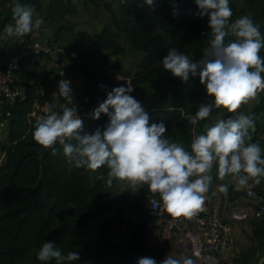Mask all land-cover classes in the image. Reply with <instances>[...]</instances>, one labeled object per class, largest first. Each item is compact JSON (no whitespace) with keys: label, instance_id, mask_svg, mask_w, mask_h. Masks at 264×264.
<instances>
[{"label":"clouds","instance_id":"clouds-1","mask_svg":"<svg viewBox=\"0 0 264 264\" xmlns=\"http://www.w3.org/2000/svg\"><path fill=\"white\" fill-rule=\"evenodd\" d=\"M154 3L155 0H143L149 8ZM194 4L200 17H208L210 29L202 55L192 59L173 47L160 61L184 84L190 77L192 81L199 78L211 97L209 103L201 104L194 115L187 117L194 126L190 145L186 147L167 137L163 120L150 123L145 107L132 95L134 86L130 80L107 91L106 98L91 113L94 120L106 115L107 122L103 128L88 131L78 114L72 83L62 78L53 96L62 98L63 105L52 106L31 130L42 150L51 148L55 155V145H60L64 157L76 168L94 171L106 167L109 186L114 179L127 181L133 187L146 184L158 195L163 209L176 218H192L203 211L214 168L220 180L228 177L237 188L259 184L264 178V146L252 138L254 116L237 111L249 98L264 91V32L251 13L233 19L230 0H194ZM33 5L14 0V23L4 29L8 36L23 37L40 28L44 19L34 16ZM214 110L220 111L212 115ZM202 121L207 122L203 131L197 133L195 126ZM217 191L226 195L229 183L218 184ZM36 259L42 264H75L80 256L78 251L62 253L54 241L47 240L41 244ZM136 264L196 261L192 256L171 252L159 262L145 256L138 258Z\"/></svg>","mask_w":264,"mask_h":264},{"label":"trees","instance_id":"trees-1","mask_svg":"<svg viewBox=\"0 0 264 264\" xmlns=\"http://www.w3.org/2000/svg\"><path fill=\"white\" fill-rule=\"evenodd\" d=\"M116 1L120 15H113L110 24L98 34L97 48L112 55L125 56L127 48L120 44L123 39L131 50L144 56L139 64L140 71L131 79L134 91L141 87L151 90L160 84L161 101L173 102L172 111L153 109L149 115L150 123L163 120L167 137L190 144L194 126L188 123L187 117L195 114L207 93L201 89L199 78L192 81L190 77V81L184 84L166 71L160 61L173 47L192 59H198L210 36L208 17L197 14L194 0H155L161 15L157 23L164 30V34H160L154 30L150 17L140 11L132 12L129 0ZM234 1L245 4L240 14L251 13L252 17L264 18V0ZM74 13L70 0L50 1L45 9V20L55 26L54 41H63L62 33L72 30L65 27L64 22ZM2 23L0 15V26ZM68 51L76 56L87 77L82 101L91 113L106 98L107 91L126 85V79L115 82L108 73L94 70L97 50L74 40ZM23 76L28 82L37 81L32 73L23 71ZM33 103L30 94L26 100L7 109L10 111L9 140L0 145V152L6 154V163L0 167V264H42L36 255L47 240L54 241L62 253L78 251L80 261L75 264H87L94 256L85 239L96 230L102 215L111 209L112 189L117 180L114 179L110 186L106 184V167L94 171L76 168L64 157L58 144L55 145L58 149L55 155L51 148L42 155V146L31 135L36 122L29 118ZM253 116H259L264 122V95L253 110ZM107 119L103 114L98 120L86 119L84 127L88 131L103 128ZM261 134L264 135V128L257 127L252 138L264 146ZM148 191L145 185L136 196L139 198ZM251 226L257 248L264 254V221L252 220ZM134 250L132 246L116 248L112 264H136L143 256ZM254 253L252 249L240 260L246 262Z\"/></svg>","mask_w":264,"mask_h":264},{"label":"crops","instance_id":"crops-1","mask_svg":"<svg viewBox=\"0 0 264 264\" xmlns=\"http://www.w3.org/2000/svg\"><path fill=\"white\" fill-rule=\"evenodd\" d=\"M50 1L51 0H41L40 9H37L33 5L34 16L43 17L44 23L39 29H35L30 34L23 37H10L4 31L6 25L14 23L12 19L6 22V18L12 14L11 8L14 0L1 1L4 4V9L2 10L3 7L0 8L1 20L3 21L0 26V59L8 52L19 55L22 58V70L27 73H32L37 78L36 82L29 81L30 86L32 88L43 87L50 99L53 98V93L58 91V82L62 78L69 79L74 90L78 114L82 117L85 126V120L91 119V112L82 101L87 77L81 64L76 61V56L69 53V45L76 40L86 48L97 50L98 56L93 66L94 70L108 73L115 82L123 79L131 81L140 71L139 64L144 59V56L131 50L123 39L120 44L127 48L125 56L112 55L109 51L97 48L96 41L98 34L110 24L113 15H120V6L116 0H70L75 8V13L67 17L64 26L71 27L72 30L64 31L63 41L61 42L54 41L55 26L50 25L45 20V9ZM141 1L142 0H136L138 6L145 8L144 5H141ZM131 10L132 12L140 11L141 14L145 15V12L135 10L132 6ZM159 18H161V15ZM154 30L157 33L164 34V30L160 24L155 25ZM36 43L49 48L50 53L35 55L32 49ZM118 65L120 67L119 71L117 70ZM132 95L141 102L149 115L153 109H161L164 111L173 110L172 101L155 105L152 101L153 99L150 95L149 87H141L133 91ZM252 98L254 102L247 101L243 103L237 111L253 114V110L259 104L260 98ZM210 101L211 97L206 96L201 104H207V102L209 103ZM62 102L64 103V101ZM217 111L220 110L213 111L212 115H215ZM226 114L233 115L232 113ZM254 119L255 129L257 127L264 128V122L259 116L254 117ZM1 122L0 110V124ZM206 122L207 121H202L201 125L196 127L198 133L203 131ZM9 128L8 123L4 127L0 126V145L8 143ZM261 137L264 138V135L261 134ZM5 163L6 154L0 152V167ZM213 177L214 179L210 191L207 194L209 198L205 201L202 211L205 213H209L214 209L221 210L224 202L228 200L227 196L224 197V202L221 200L219 195L222 193L217 191L218 184L229 183V191L226 195H231V197L245 190V187L237 188L228 177L224 180H220L216 176L215 168L213 169ZM145 185L146 184L133 187L127 181L117 180L115 182L112 189L113 203L110 211L117 210V216L120 219L117 223L110 224L109 227L112 231L109 230L104 233V236L101 237L97 246L92 250L93 256L97 259V261L92 264H107V260L113 263L116 248L124 246H132L135 249L134 253L142 255L143 257H153L157 262L164 259L165 256L171 252L178 256L174 243L165 242L160 238L159 221L150 211L151 201L153 199L159 200L158 195L152 193L149 189L148 192L141 194L139 198L136 196L138 191ZM256 185L257 187L260 186L261 191H264V179H261L260 183ZM213 191H216V195H212ZM108 213L109 212H106L104 216L101 217L98 223L99 226L102 222L106 221V219L103 218L108 216ZM240 225L239 223H234L232 225L233 238L230 249L224 257V262L230 263L231 260L233 261L241 257L242 253H248L252 247H257L254 236L247 237L243 235ZM247 242L249 246L244 248V244ZM102 258L104 260H101ZM196 264H198L197 261ZM248 264H264V254L259 250L255 251Z\"/></svg>","mask_w":264,"mask_h":264},{"label":"built area","instance_id":"built-area-1","mask_svg":"<svg viewBox=\"0 0 264 264\" xmlns=\"http://www.w3.org/2000/svg\"><path fill=\"white\" fill-rule=\"evenodd\" d=\"M35 55L49 54L50 49L36 43L32 49ZM34 99L33 109L29 114L31 120L37 121L48 114L51 108L50 97L43 87L32 88L23 76L22 58L10 52L0 59V110L2 111L1 127L9 120L7 110L17 102L26 100L29 95ZM260 96L264 91H259ZM63 101L59 96L54 97ZM251 183V182H250ZM257 185L245 187L250 205L232 207L225 201L221 210L209 213L198 212L192 218L172 217L158 202L153 199L150 205L152 215L159 221L160 238L174 243L176 253L192 256L198 264H222L230 249L234 223H248L251 220L264 221V191L257 193Z\"/></svg>","mask_w":264,"mask_h":264},{"label":"rangeland","instance_id":"rangeland-1","mask_svg":"<svg viewBox=\"0 0 264 264\" xmlns=\"http://www.w3.org/2000/svg\"><path fill=\"white\" fill-rule=\"evenodd\" d=\"M141 2H142L141 5H144L143 4V0ZM130 5L135 10H141L142 12H145V15H147L148 17H150V19H152V22H153L154 26L155 25H158L157 20L160 19L159 18L160 17V11L158 10V8H157V6L155 4H154V6L152 8H149L146 5H144L145 8H142V7L138 6V3L136 2V0H131L130 1ZM0 6H1L0 8L3 7L2 8V10H3L4 9V4H3V2H1V0H0ZM230 7L232 8V11H233V19H234V18H237V17L243 15V14H240V12L245 7V4L243 2H241V1L231 0ZM252 19L259 26L260 30L262 32H264V18L252 17ZM62 36L64 37V32L62 33ZM261 54L264 55V50L261 51ZM159 86H160V84L154 86V89L152 88L153 90L152 89L150 90V95H151V97L153 99L152 101L155 103V105H160V103H163L161 101L160 96H159ZM200 87H201V89L205 90L202 85ZM256 98L257 99L258 98H261V96L258 94V96ZM253 100H254L253 98H249L248 99V102H250V101L252 102ZM196 132L198 133V130L197 129H196ZM174 140L181 141L180 139H174ZM181 142H183V141H181ZM185 146L187 147L188 145L185 144ZM44 153H45V150L42 151V155H44ZM261 179L263 180L264 178H261ZM260 189H261L260 186L256 187L257 193L261 192ZM245 191H246V189L244 190V192H241L240 194H236L233 197H231V195H223V194H220L219 196H220V198H221V200L223 202H224V197L225 196L228 197V200L227 201L229 203H231V205H232V207H230V208L238 207V206H242L243 207V206L250 205V199L246 196V192ZM239 195H240V197H239ZM107 212H109L108 213V216H106V217L103 218V219H106V221L105 222H102L100 226L97 225V228H96V230L93 231V234H90L91 236L89 238L85 239V241L91 246L92 250L94 249V247L97 246V244L100 241L101 237L104 236L103 235L104 233L108 232L109 230L112 231V229L109 227L110 224H115L120 219L117 216V212H118L117 210H114V211L113 210H111V211L109 210ZM102 216H104V214ZM251 222H252V220L250 222H248V223H243V224L240 225L241 226V233L243 235H246L247 237L248 236L249 237H252L253 236ZM248 246H249V243L248 242L246 244H244V248L245 247H248ZM252 249L254 250V252L258 250V248L255 247V246L252 247L250 250H252ZM249 252L250 251H248V253ZM248 253H246V254H248ZM246 254L245 253H242L241 257L243 255H246ZM241 257L236 258L233 261L231 260L230 263H227V262H224L223 261L222 264H248V262L250 261V259H248L246 262H243V261L240 260ZM101 260H104V259L102 258ZM96 261H97V259L94 257L90 262L92 264V263H95ZM90 262H88L87 264H90ZM107 264H112V263H110L109 260H107Z\"/></svg>","mask_w":264,"mask_h":264},{"label":"water","instance_id":"water-1","mask_svg":"<svg viewBox=\"0 0 264 264\" xmlns=\"http://www.w3.org/2000/svg\"><path fill=\"white\" fill-rule=\"evenodd\" d=\"M25 2H26V3H27V2H31V3L35 4L34 6H35L37 9H40V6H41V0H38V2H37V0H25ZM9 18H12V14H11L10 16H8V17L6 18V20L9 19ZM49 103H50L51 107H52V106H56L57 104H59V105H63V102H62L61 100L54 99V98H51V99L49 100ZM46 150H47V149H46ZM46 150H45V152H46ZM44 154H45V153H44Z\"/></svg>","mask_w":264,"mask_h":264}]
</instances>
